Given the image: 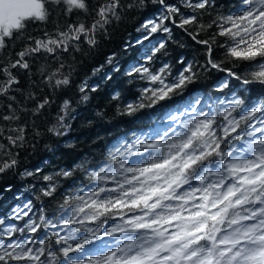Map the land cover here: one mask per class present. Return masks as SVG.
Returning a JSON list of instances; mask_svg holds the SVG:
<instances>
[{
    "label": "snow or ice",
    "instance_id": "snow-or-ice-1",
    "mask_svg": "<svg viewBox=\"0 0 264 264\" xmlns=\"http://www.w3.org/2000/svg\"><path fill=\"white\" fill-rule=\"evenodd\" d=\"M150 8L124 44L142 49L123 73L136 98L111 99L120 116L162 108L163 126L71 166L21 169L22 153L71 133L98 74L121 71L113 52L77 81L81 58ZM177 31L199 55H173L185 48ZM213 72L225 76L197 89ZM254 86L264 89V0H0V177L29 182L0 217V264H264V93Z\"/></svg>",
    "mask_w": 264,
    "mask_h": 264
},
{
    "label": "trees",
    "instance_id": "trees-1",
    "mask_svg": "<svg viewBox=\"0 0 264 264\" xmlns=\"http://www.w3.org/2000/svg\"><path fill=\"white\" fill-rule=\"evenodd\" d=\"M236 2L237 0H221L222 7L225 8L232 7ZM153 11L154 9L150 8L146 12L135 11L128 13L121 22L110 29L112 33L110 39L102 41L100 46L91 52L90 55L81 58L83 63L79 69V74L74 77L77 81L91 76L92 69L104 63L106 57L113 52L121 57V71L114 74L111 81H104L102 79L103 74H98L92 82L101 83L102 87L100 91L92 94V100L87 106L78 107L77 118L73 123L71 133L63 138H47L44 142L37 145L35 152L22 153L21 169L42 166L45 172H49L55 168L71 166L86 154L99 153L104 149L105 145L111 146L121 138H128L132 132H150L157 127L158 123L163 126L165 121H163L164 113L162 108H146L131 117L120 116L117 114V102L111 99L113 92L116 90L121 91L124 102L136 98L135 91L126 87L123 73L132 62L142 55V49L137 46L125 53L124 44L134 42L139 37L140 34L136 29L145 18L152 15ZM42 27L41 25H29L28 31L38 33ZM176 35L185 42V48L176 49L173 55L184 53L189 58L193 54L199 55L196 46L192 45L186 37L181 36L178 31ZM159 38V36H156L154 40ZM145 46L150 47L151 43L145 42ZM173 47L175 46L173 45ZM216 55L221 58V50L217 49ZM201 62L203 61L201 60ZM226 66L231 67V65ZM245 68H247V64L241 66V71ZM224 76V73L213 72L202 80L200 84L196 85V88L207 92L211 89L213 82L220 81ZM261 93H264V89L259 88V86L253 87L254 96L258 97ZM69 94L75 97V90L70 89ZM198 94H202V92ZM97 111L103 113L102 117L95 115ZM88 120L93 121L91 127L86 126L85 122ZM97 137H102V139H97ZM45 144L48 145L47 148ZM28 183L27 180L14 176L12 173L0 177V188L7 184L12 185V191L0 192V217L7 214L12 205L19 202L14 197L21 193ZM24 196H28L26 191Z\"/></svg>",
    "mask_w": 264,
    "mask_h": 264
}]
</instances>
